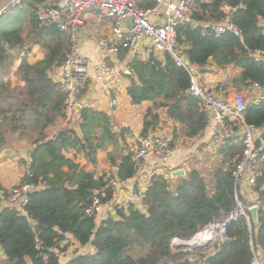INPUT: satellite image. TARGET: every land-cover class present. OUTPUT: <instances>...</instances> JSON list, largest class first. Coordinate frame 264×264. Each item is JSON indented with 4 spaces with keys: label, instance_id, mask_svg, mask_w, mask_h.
Returning <instances> with one entry per match:
<instances>
[{
    "label": "trees",
    "instance_id": "obj_1",
    "mask_svg": "<svg viewBox=\"0 0 264 264\" xmlns=\"http://www.w3.org/2000/svg\"><path fill=\"white\" fill-rule=\"evenodd\" d=\"M42 1L26 0L22 7L0 17V119L25 120L37 129L29 170L30 181L40 186L28 194L23 212L1 208L0 195L2 264H28L29 260L33 264H59L54 249H67L70 237L80 247L90 245L93 250L79 254L77 250L63 264H191L189 252L173 251L171 242L175 238L189 240L211 220L233 211L232 172L243 150L242 140L224 137L217 148L221 163L206 175L192 167L171 186L162 174H153L143 193L144 209L128 204L126 208H116L115 216L96 224L95 217L85 215L84 210L94 192L103 186V177L96 176L97 153L110 147L108 159L117 163L116 175L120 179L132 177L136 165L133 153L123 152L120 145L125 129L113 131L106 113L83 107L78 111L77 129L70 124L62 108L63 94L48 75L62 61L67 43L55 26L41 25L37 20L36 6ZM222 4L234 8L230 21L241 37L229 31L215 36L209 26L205 27V23L224 17ZM262 18L264 0H196L191 19L200 24L193 26L185 21L178 25L176 44L192 66L204 67L210 61L219 67L232 64L241 68L240 74L229 80L232 84L264 86V62L254 61L249 55L255 49L264 51ZM14 46L25 48L23 54L9 53ZM36 47L44 50V56L33 60L32 49ZM15 62L21 90L3 81ZM131 68L133 76L127 87L131 103L148 100L153 107H167V115L186 128L188 137L203 131L209 117L196 98L184 95L190 85L186 67L164 53L162 59L154 55L147 60L135 59ZM19 96L22 108L18 117L11 118L8 112ZM26 115L31 119H24ZM243 119L253 129L263 128L264 100L248 105ZM158 123V115L149 111L141 134ZM4 131L0 128V150L5 143ZM262 156L261 175L253 188L258 201L257 223L249 211L250 225L244 217L230 222L226 240L203 255L199 264H250L253 255L263 257L264 150ZM88 165L93 169L87 170ZM37 240L42 243L40 250L35 248ZM133 248L143 254L133 255Z\"/></svg>",
    "mask_w": 264,
    "mask_h": 264
},
{
    "label": "built area",
    "instance_id": "obj_2",
    "mask_svg": "<svg viewBox=\"0 0 264 264\" xmlns=\"http://www.w3.org/2000/svg\"><path fill=\"white\" fill-rule=\"evenodd\" d=\"M25 1L5 0L0 3V17L22 7ZM140 1L142 0H60L57 6L45 2L36 7V18L39 23L55 26L68 43V49L60 64L57 65L58 72L53 79L63 94L62 108L66 115L71 116L77 111V106L81 103L82 88L90 78L89 61L81 53L79 38L84 11L93 10L99 17L111 21L110 36L98 41L103 58L95 64V77L101 82L109 96L110 107L117 104L116 99L112 97V82L118 83L123 74L133 73L131 63L137 59L142 44L150 45L158 53H168L177 65L184 66L189 71L192 69L182 60L185 54L182 48L177 47L176 29L191 14L194 0H154L151 7L141 6ZM222 10L229 13L231 8L224 5ZM65 11L68 12L64 14ZM151 16L155 20H152ZM260 21L264 24V18ZM209 28L215 36L229 31L234 36L241 37L239 29L227 21L213 23ZM121 49L126 51V65L122 72H119L113 65H110L108 60L117 56ZM8 52L22 54L17 47L9 48ZM249 55L254 61L264 62L262 49H255ZM2 71L3 67L0 64V73ZM184 95L198 100L200 109L209 117L208 124L213 129L214 136L217 134L223 137H238L243 143L241 156L236 161L232 172L235 201L233 211L224 217L211 220L192 238L198 241L193 246L206 249L226 240V230L230 222L237 221L240 217L248 219L249 207H245L240 199V188L244 187L249 190L254 188L261 175L260 161L263 156L261 149L256 145L254 129L244 122L243 111L248 105L258 104L264 100V86L254 83L249 98L246 99L243 94L237 93L229 99L220 97L210 88L200 85L192 76ZM170 144L171 136L166 133L142 135L133 151V159L135 162L140 159L162 160L169 153ZM31 150L27 153L29 163L25 174L20 183L11 188L6 197V201L9 202L20 199L21 207L27 203L28 194L40 188L30 181L32 177L29 170ZM102 177L103 186L94 192L91 203L84 210L85 215L96 219L103 214L102 217L106 218L115 216L116 208H126L128 204H142L143 191L139 190L130 194L125 207L117 204L119 191L128 178L120 179L116 172L111 171L104 172ZM107 192H109L108 198ZM181 242L179 238L173 239L171 249L178 251L182 248ZM35 248L37 250L42 248L41 241H36ZM54 252L59 264L64 263L68 258V247L67 249H54ZM28 264H33V262L29 260ZM250 264H264V255L262 258L253 255Z\"/></svg>",
    "mask_w": 264,
    "mask_h": 264
},
{
    "label": "crops",
    "instance_id": "obj_3",
    "mask_svg": "<svg viewBox=\"0 0 264 264\" xmlns=\"http://www.w3.org/2000/svg\"><path fill=\"white\" fill-rule=\"evenodd\" d=\"M59 1L60 0H44L38 5L47 2L50 5L57 6V3ZM149 1H151L152 3L143 7H151L154 4V0H142L139 2V4L142 6V4H146V2ZM3 2H5V0H0V3ZM195 2L196 0H194V3L192 5L191 14L188 17L189 20L186 21L190 22L193 26L200 24V22L191 19V15L195 7ZM224 5L226 4H222L220 6V10L225 14L224 17L220 21H215L212 23L204 22L205 27H208L213 23H220L224 21L231 23L230 14L232 10H234V8L230 7L231 10L229 11V13H226L222 10V7ZM67 12L68 11H65L64 14H66ZM150 18L152 20H155L153 16H151ZM159 20L160 18L158 17V21ZM82 21L83 24L79 29L81 53L83 57H85L89 61L88 72L90 74V78L82 88L80 103L81 108L89 107L95 111L106 113L111 121L113 131L117 132L120 129H125V131L123 132L124 140L120 142L121 147L124 149L123 152L131 151L133 153V151L136 149L138 139L140 138V136H142L141 131L143 128L144 120L148 118L149 111L158 115L159 123L154 129H148L146 134L166 133L171 136L170 151L164 159L159 161L153 159H140L135 162L136 173L132 177L128 178L127 182L122 185V188L119 191L118 199L116 201L117 204L125 207L132 192L139 190L143 191L144 193L153 174H162L165 178L169 179V183L172 186L176 178L171 179V172L175 169L183 168L181 164L185 165V160L189 156H197L196 158L200 159L205 156V154L209 155L214 151L215 155H218L215 148L217 146L219 147L220 142L224 139V137L217 134L214 136L213 129L209 124H207L203 131L200 132V134H198L197 136L188 137L186 135V128L167 115V107H153L152 101L148 100L142 101L138 104L131 103L130 98L127 94V87L130 84L129 77L133 76L132 72L130 74H123L121 80L118 83L115 81L112 82V97L116 99L117 104L113 107H110L109 96L105 92L101 82L95 77V64L99 61L100 58H103V55H101L99 50L98 41L101 38H108L110 36L111 21L107 18L99 17V15L93 10L84 11L82 14ZM14 47H17L18 50L20 49L19 51L23 54L22 49L25 48H20L18 46ZM13 54L17 55L16 53ZM163 54L164 53H158L157 51H155L150 45L142 44L139 48L137 59L147 60L151 55L162 59ZM108 61L110 65H113L116 68V70L122 72L126 65V51L121 49L117 56L111 57V59H109ZM188 66L192 68L190 71L187 69L190 75V81L191 77L193 76V79L196 80L200 85L210 88L220 97L230 99L235 94L241 93L247 99L252 93V85L247 87H244L242 85L235 86L229 81L232 77L238 76L241 71V68L236 67L232 64L226 65L224 67H219L212 61H210L204 67L192 66L190 62ZM56 67L57 66L52 67L48 71V75L52 80L56 76V72H58ZM192 70H195L196 72L193 73L191 72ZM69 117L70 124L72 123L73 125L74 122H76V124L78 125V110ZM31 128V131L29 130L28 132H24L27 130L24 128H21L19 130H12L11 132H9V135L11 134V138L14 141L11 140L8 143H6L7 134L6 132H4L5 143L3 148L1 149V151H4V154L0 158V195L2 199L1 208L12 207L20 212H23V207H21L20 205V199L14 202H9L6 201V197L10 193L9 191L11 190V188L20 183L21 178L28 168L29 162L27 159V153L33 148V142L38 136L37 129L33 127ZM22 134H26L28 135V137H23L21 136ZM254 134L256 141H260L258 147L261 149V151L264 150V127L261 129H254ZM31 135H33V138L30 141L27 138L32 137ZM173 142L175 143L174 146ZM109 152L110 147L104 150H100L97 153L98 163L96 165V176H102V174L107 171H111L112 173L116 172L117 163H111L109 161ZM198 166L199 165L195 163L192 167L197 168ZM86 169L91 170L93 169V166L88 165L86 166ZM189 170L190 169H188V171ZM186 174L187 168L185 169V175ZM203 174L206 175L205 172H203ZM240 194L245 206H258L257 194L253 192V190L249 192V189L241 187ZM135 206L137 208L144 209L143 204ZM102 216L103 214L95 219L96 224L100 222L101 219H103ZM69 239L70 242L68 250L70 248H73L76 251L80 248H87L86 251L93 250L90 245L80 247L72 237H70ZM184 241L185 240H182L181 243H183ZM190 241L192 242L194 241V239ZM190 241L188 240L184 243L189 245ZM188 245H183V247H191ZM69 258L70 257L65 259V261H67Z\"/></svg>",
    "mask_w": 264,
    "mask_h": 264
},
{
    "label": "rangeland",
    "instance_id": "obj_4",
    "mask_svg": "<svg viewBox=\"0 0 264 264\" xmlns=\"http://www.w3.org/2000/svg\"><path fill=\"white\" fill-rule=\"evenodd\" d=\"M17 9V8H16ZM44 56V50L40 47H36L34 49H32V59L33 60H37V59H40ZM36 58V59H35ZM17 64L18 62H15V63H12V67L10 66L7 73L5 74L4 76V79L3 81H8L7 83H9V85L12 86H15L16 87V90H21L23 88L22 86V83H20V81L18 80V75H17V72H16V68H17ZM22 99V96H19L17 97V100H13V104H12V107L10 108L11 111L8 112V115L11 116V118L14 116V117H18L19 115V110L22 108V106L20 105V101ZM24 119H31L30 116H27L24 117ZM73 126L75 127V129H77V124L76 122H74ZM14 127H17L18 130L21 129V128H24V129H27L26 131L24 132H28L29 130L31 131V125L28 123V121H23V120H16V118H12V119H7L6 121H2L0 119V128H2L3 130H6L4 132H6L7 134V140H6V143H8L9 141H14L11 137V134L9 135V132H11L13 130ZM23 132V131H22ZM21 136L23 137H28V135L26 134H22ZM32 137H29L27 139H29L31 141V139L33 138V135H31ZM174 142H173V146H174ZM217 148L218 146L215 148V150L217 151ZM197 156H189L187 157V159L185 160V165L184 164H181V166L183 168H187V172H188V169L192 168V166H194V164H198L199 166V171L200 172H205V174H208L210 172H212L217 166L220 165V156L218 155H215V151L209 155H206L203 156L202 158H196ZM167 172V171H166ZM253 189H250L249 192H251ZM242 203L243 200H242V196L240 197ZM140 205V204H138ZM244 205V204H243ZM245 206V205H244ZM247 207V206H245ZM248 215V214H247ZM249 217V215H248ZM245 218V217H244ZM246 219V218H245ZM246 223L248 225H250V222L248 219H246ZM256 224V222H255ZM197 234V233H196ZM195 234V235H196ZM183 240V239H181ZM191 240V238L189 239V241ZM185 241H188V240H185ZM188 245V244H187ZM87 248L86 249H78V253H84L86 252ZM214 250V245L213 247H208L206 249H202V247H195V246H191V247H188V248H180L178 251H188L189 252V255L187 257L189 263L191 264H199L201 263L202 261V256L203 255H207L209 253H211L212 251ZM76 250H74L73 248H70L69 249V253H68V257H71L72 254L75 252ZM130 252L133 254V255H141L143 254L142 251H140L138 248H133V249H130ZM0 264H2V258H0ZM161 264H170L168 262L166 263H161Z\"/></svg>",
    "mask_w": 264,
    "mask_h": 264
},
{
    "label": "water",
    "instance_id": "obj_5",
    "mask_svg": "<svg viewBox=\"0 0 264 264\" xmlns=\"http://www.w3.org/2000/svg\"><path fill=\"white\" fill-rule=\"evenodd\" d=\"M189 20V18L188 17H186L185 19H184V21H188ZM182 60L188 65L189 64V61H188V59H187V57L184 55V56H182ZM192 72L193 73H195L196 71L195 70H192ZM80 108H81V106L80 105H78L77 106V110L79 111L80 110ZM3 154H4V151H1L0 150V158L3 156ZM185 176V169H183V168H181V169H175V170H173L172 172H171V179H175V178H177V177H184ZM248 211H249V213H250V215H251V219L253 220V222L255 223H257V211H258V206L257 205H253V206H251V207H249V209H248ZM34 223V222H33ZM195 236V235H194ZM194 236L192 237V238H194ZM192 240V239H191ZM184 242H187V241H184ZM182 246V248H188V247H183V245H181ZM0 253H2V248L0 247Z\"/></svg>",
    "mask_w": 264,
    "mask_h": 264
},
{
    "label": "bare ground",
    "instance_id": "obj_6",
    "mask_svg": "<svg viewBox=\"0 0 264 264\" xmlns=\"http://www.w3.org/2000/svg\"><path fill=\"white\" fill-rule=\"evenodd\" d=\"M26 172V171H25ZM251 216V215H250ZM249 220V219H248ZM200 238V237H199ZM198 241H197V239H195L194 241H190V243H189V245L188 246H193V245H196V243H197ZM183 245H187L186 243H184L183 242Z\"/></svg>",
    "mask_w": 264,
    "mask_h": 264
}]
</instances>
